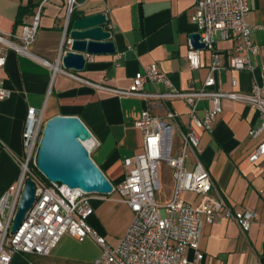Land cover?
Listing matches in <instances>:
<instances>
[{
	"label": "crops",
	"instance_id": "1",
	"mask_svg": "<svg viewBox=\"0 0 264 264\" xmlns=\"http://www.w3.org/2000/svg\"><path fill=\"white\" fill-rule=\"evenodd\" d=\"M196 2L77 0L74 11L68 15V0H0V33L6 35L20 34L23 25L40 13L38 35L30 47L34 56L5 50L7 64L0 70V80L11 91L9 98L0 101V200L21 178L22 134L31 107L44 110L47 119L57 115L79 116L92 133V158L108 179L118 185L127 172L124 159L143 151V133L135 126L142 112L149 109L160 118H165L168 110L178 113L174 135L178 151L190 123L189 106L181 98L161 101L141 96L120 97L96 85L129 88L139 72L157 63L177 90L196 91L204 86L215 56L223 66L215 73V89L249 94L254 78L264 81L262 30L253 34L254 42L261 46V53L252 56L254 74L229 67V59L240 42L237 37L218 38L214 51L200 50V67H190V35L198 32L193 19ZM249 5L247 21L264 25V0H249ZM98 13L107 16L105 28L112 31L116 53L89 55L82 71L64 68L62 46L68 38L70 22ZM145 90L164 91L165 86L147 83ZM211 106L210 99L201 100L199 115L204 116ZM260 124L258 110L251 104L224 99L223 112L214 130L200 132L199 151L191 152L185 161V167L192 170L196 156L199 157L214 180V197L221 196L234 210L251 209L258 214L248 232L223 216L205 224L200 244L204 264H264V196L260 193L264 187V157L254 163L249 160L261 140L253 139L250 131ZM170 186L165 201L172 195L173 177ZM183 196L192 204L200 200L190 192ZM12 201L10 197V205ZM90 202L94 211L89 223L110 245H118L132 223V210L117 192L92 193ZM100 252L93 239L80 242L65 234L49 256L16 253L11 264H91ZM186 254L191 260L195 257L194 249L189 248Z\"/></svg>",
	"mask_w": 264,
	"mask_h": 264
},
{
	"label": "built area",
	"instance_id": "2",
	"mask_svg": "<svg viewBox=\"0 0 264 264\" xmlns=\"http://www.w3.org/2000/svg\"><path fill=\"white\" fill-rule=\"evenodd\" d=\"M76 3L77 0H68V15L74 11ZM249 12V0H197L193 19L201 35V42L205 43L208 50H215L218 38H239L235 54L229 59V67L254 74L256 67L252 56L261 53V46L254 42L253 34L259 30L264 31V25L250 24L247 21ZM39 26L38 12L31 23L23 25L20 34L0 33V70L7 64L5 50L12 49L34 56L30 47L37 38ZM188 58L192 69L200 67L199 49L191 46ZM222 67L219 58L215 56L204 86L190 92L177 90L157 63L139 72L129 88L114 89L96 85L120 97L141 96L161 101L181 98L189 106L190 123L182 134L178 151L174 142L178 117L176 111L168 110L166 117L160 118L146 109L135 121V126L143 133V151L124 159L127 170L125 179L114 185V192L128 204L134 217L116 246L110 245L106 237L89 223V217L94 211L89 193L59 182L46 183L30 169L31 163L37 166V153L48 119L44 110L29 108L22 134V175L0 200V264H11L16 253L49 256L65 234L80 242L91 238L100 246V255L91 264H204L205 256L200 244L205 224H212L223 216L235 221L243 232H248L258 214L251 209L234 210L221 196L214 197V180L198 156L192 170L185 167L190 153L199 151L200 132L214 130L223 112L224 99L243 101L258 110L261 124L250 131V136L261 140L249 160L254 163L264 157V81L259 82L254 78L252 92L249 94L221 91L214 86L215 73ZM261 70L264 72V64ZM147 83L154 86L162 84L165 90L147 92ZM10 96L11 91L0 80V101ZM204 99H210L212 106L204 116H200L199 103ZM163 164L172 170L174 188L170 199L160 202L157 191L163 186ZM27 179H33L36 183V201L14 233L11 231L13 218ZM186 192L196 194L200 198L198 203L192 204L186 200L183 196ZM260 193L264 196V187ZM10 197L13 198L11 205ZM189 248L195 251L193 260L187 257Z\"/></svg>",
	"mask_w": 264,
	"mask_h": 264
},
{
	"label": "water",
	"instance_id": "3",
	"mask_svg": "<svg viewBox=\"0 0 264 264\" xmlns=\"http://www.w3.org/2000/svg\"><path fill=\"white\" fill-rule=\"evenodd\" d=\"M106 24L107 16L103 13L70 22L68 38L63 46L65 52L61 56L64 68L82 71L89 55L116 53L115 43L111 40L112 31L105 28ZM190 38L196 49L206 48L198 32L191 34ZM91 142L92 133L79 116L57 115L49 118L37 153L39 171L50 182L80 188L89 194H112L114 184L92 158L88 149ZM36 194L35 181L27 179L13 218L12 232L15 233L26 219L36 201Z\"/></svg>",
	"mask_w": 264,
	"mask_h": 264
},
{
	"label": "rangeland",
	"instance_id": "4",
	"mask_svg": "<svg viewBox=\"0 0 264 264\" xmlns=\"http://www.w3.org/2000/svg\"><path fill=\"white\" fill-rule=\"evenodd\" d=\"M161 180L163 183L162 189L157 191V199L160 202H163L167 199L171 191V182H172V170L167 165L163 164L161 166ZM17 209V207H16ZM16 212V211H15Z\"/></svg>",
	"mask_w": 264,
	"mask_h": 264
},
{
	"label": "trees",
	"instance_id": "5",
	"mask_svg": "<svg viewBox=\"0 0 264 264\" xmlns=\"http://www.w3.org/2000/svg\"><path fill=\"white\" fill-rule=\"evenodd\" d=\"M30 169L32 170L34 174L40 176L46 183H50V181L39 171L38 167L34 163L30 164Z\"/></svg>",
	"mask_w": 264,
	"mask_h": 264
},
{
	"label": "bare ground",
	"instance_id": "6",
	"mask_svg": "<svg viewBox=\"0 0 264 264\" xmlns=\"http://www.w3.org/2000/svg\"><path fill=\"white\" fill-rule=\"evenodd\" d=\"M89 143H87V145H88Z\"/></svg>",
	"mask_w": 264,
	"mask_h": 264
}]
</instances>
